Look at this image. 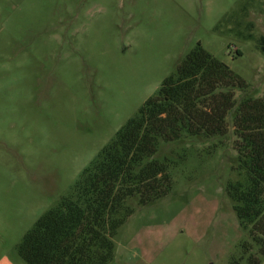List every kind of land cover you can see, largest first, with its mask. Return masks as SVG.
<instances>
[{
	"label": "rangeland",
	"instance_id": "1",
	"mask_svg": "<svg viewBox=\"0 0 264 264\" xmlns=\"http://www.w3.org/2000/svg\"><path fill=\"white\" fill-rule=\"evenodd\" d=\"M261 39L264 0H0V264H28L23 235L196 46L262 96ZM228 124L161 144L172 188L133 202L108 264L246 263Z\"/></svg>",
	"mask_w": 264,
	"mask_h": 264
},
{
	"label": "trees",
	"instance_id": "2",
	"mask_svg": "<svg viewBox=\"0 0 264 264\" xmlns=\"http://www.w3.org/2000/svg\"><path fill=\"white\" fill-rule=\"evenodd\" d=\"M259 49L264 54L263 39ZM234 89L242 92L239 98ZM247 90L244 79L200 45L190 50L82 170L69 193L23 235L21 257L28 264H108L114 237L135 205L152 204L172 188L169 164L156 156L161 144L222 137L231 121L232 169L242 180L227 183L226 191L246 231L240 258L261 264L264 94L253 97Z\"/></svg>",
	"mask_w": 264,
	"mask_h": 264
}]
</instances>
